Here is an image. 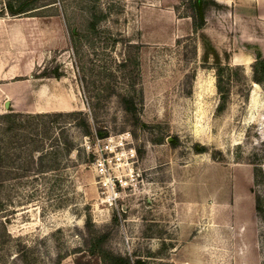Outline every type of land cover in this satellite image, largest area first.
<instances>
[{"label":"rangeland","instance_id":"374dc122","mask_svg":"<svg viewBox=\"0 0 264 264\" xmlns=\"http://www.w3.org/2000/svg\"><path fill=\"white\" fill-rule=\"evenodd\" d=\"M10 1L0 19L47 20L51 49L25 102H0V264H264V24L197 30L189 0ZM127 134L133 165L100 176L93 139Z\"/></svg>","mask_w":264,"mask_h":264},{"label":"crops","instance_id":"0c3cea01","mask_svg":"<svg viewBox=\"0 0 264 264\" xmlns=\"http://www.w3.org/2000/svg\"><path fill=\"white\" fill-rule=\"evenodd\" d=\"M215 1L219 7L208 13L206 21L225 14L227 19L229 15L234 17L237 23L254 20L256 24L259 21L264 24V0ZM45 21L35 17L0 19V102H25V97L31 94L34 68L45 59L46 46L41 43L42 33L47 29Z\"/></svg>","mask_w":264,"mask_h":264},{"label":"trees","instance_id":"16d2710c","mask_svg":"<svg viewBox=\"0 0 264 264\" xmlns=\"http://www.w3.org/2000/svg\"><path fill=\"white\" fill-rule=\"evenodd\" d=\"M39 1H44V0H11L10 2H8L5 6V10L6 14H9L11 16H22L25 14H28L30 12H32L35 8H37L35 5H37V3ZM189 6L190 9L192 11V15H193V19H194V23L196 25V29H203L206 25V17L208 15V13L213 9V8H218V3L215 0H189ZM3 12V11H2ZM217 57V56H216ZM261 53H259L258 55V64L262 65L264 67V60H260L261 59ZM43 73V77L45 78H60L61 74L58 72V70H55V72H50L48 69L44 70ZM255 80L259 81V77L256 76L254 77ZM13 116H9V118L12 117H18L17 114H12ZM68 115H72V114H68ZM37 117H42V116H37ZM206 148L205 147H201L200 148V152H205ZM255 177L257 182H259V179H263L262 181H264V171H262L261 169H257L255 172ZM257 201V211L261 212V197H257L256 199ZM263 221H264V216H262ZM115 260V264H132V261L129 258H125L122 256H115L114 257ZM137 264H145L143 262H137Z\"/></svg>","mask_w":264,"mask_h":264},{"label":"built area","instance_id":"2783aa9c","mask_svg":"<svg viewBox=\"0 0 264 264\" xmlns=\"http://www.w3.org/2000/svg\"><path fill=\"white\" fill-rule=\"evenodd\" d=\"M130 140L129 134L106 138L96 136L93 139L90 149L95 155L94 166L100 176L116 174L120 169L133 165L136 159V150L131 147ZM118 182L122 186V180L120 179ZM111 186L115 189L116 184L111 183Z\"/></svg>","mask_w":264,"mask_h":264},{"label":"water","instance_id":"95a60500","mask_svg":"<svg viewBox=\"0 0 264 264\" xmlns=\"http://www.w3.org/2000/svg\"><path fill=\"white\" fill-rule=\"evenodd\" d=\"M257 88H259L258 85H256ZM6 106L8 107L9 106V102H6Z\"/></svg>","mask_w":264,"mask_h":264}]
</instances>
